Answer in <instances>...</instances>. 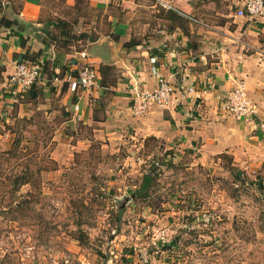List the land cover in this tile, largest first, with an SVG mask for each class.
<instances>
[{"label":"rangeland","instance_id":"rangeland-1","mask_svg":"<svg viewBox=\"0 0 264 264\" xmlns=\"http://www.w3.org/2000/svg\"><path fill=\"white\" fill-rule=\"evenodd\" d=\"M62 97L0 102V264H264V163L111 144Z\"/></svg>","mask_w":264,"mask_h":264},{"label":"crops","instance_id":"crops-1","mask_svg":"<svg viewBox=\"0 0 264 264\" xmlns=\"http://www.w3.org/2000/svg\"><path fill=\"white\" fill-rule=\"evenodd\" d=\"M5 3L0 4L1 104L15 107L22 99L19 115L27 114L33 101L50 92L69 100L70 107L79 101L81 119L93 128V137L111 144L135 130L203 159L226 153L243 169L264 163V15L256 20L238 16L234 9L241 0ZM89 13L95 16L90 19ZM81 52L97 77L93 88L78 97L55 77L76 72ZM23 58L43 59V76L29 91L13 96L8 79ZM159 75L175 87L171 101L151 103L135 116L130 108L134 89L155 90ZM239 80L258 106L252 118L227 110V97Z\"/></svg>","mask_w":264,"mask_h":264},{"label":"built area","instance_id":"built-area-1","mask_svg":"<svg viewBox=\"0 0 264 264\" xmlns=\"http://www.w3.org/2000/svg\"><path fill=\"white\" fill-rule=\"evenodd\" d=\"M240 7L236 10L238 16H244L249 20H256L264 15V0H241ZM163 6L173 8L171 4L163 2ZM189 16V15H187ZM190 20L199 21L193 16ZM202 23V22H201ZM80 65L76 72H67L62 78L56 75L55 79L66 82L69 90L81 97L91 90L96 83L97 70L88 60L86 52H81ZM43 59L23 58L16 61L14 72L8 79L9 93L20 96L29 91L43 76ZM175 87L162 75L158 78V87L153 90L135 88L132 96V112L135 116H141L147 112L151 103L166 106L171 101ZM227 110L237 118H252L258 112V106L248 95L246 84L243 80L237 81L235 88L230 92L226 100ZM81 104L73 105L74 117L81 118Z\"/></svg>","mask_w":264,"mask_h":264},{"label":"trees","instance_id":"trees-1","mask_svg":"<svg viewBox=\"0 0 264 264\" xmlns=\"http://www.w3.org/2000/svg\"><path fill=\"white\" fill-rule=\"evenodd\" d=\"M155 178L156 177H155L154 173H152V172L148 173V174H146L144 176L143 185L145 186V189L149 188L152 185V183L154 182Z\"/></svg>","mask_w":264,"mask_h":264}]
</instances>
